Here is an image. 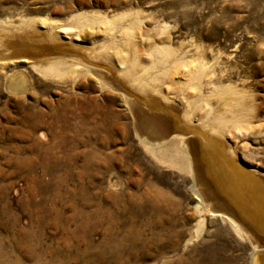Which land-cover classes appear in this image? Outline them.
I'll return each instance as SVG.
<instances>
[{"label":"rangeland","instance_id":"rangeland-1","mask_svg":"<svg viewBox=\"0 0 264 264\" xmlns=\"http://www.w3.org/2000/svg\"><path fill=\"white\" fill-rule=\"evenodd\" d=\"M80 14L94 21L85 24L81 39L75 40L84 45L81 49L107 40L106 19L118 24L109 46L121 40L122 27L131 24L143 51L157 43L184 60L203 55L210 67L206 78L214 82H207L210 93L200 98L199 107L193 104L194 131L175 120L185 112L177 100H172L175 111L138 98L140 114L170 133L172 120L176 132L195 135L199 150L206 145L212 149L208 136L220 144L211 153L217 162L206 165L210 189L223 199L225 210L243 213L234 200L236 186L223 173L227 162L243 177L264 181V0H0V258L9 264H37V259L41 264H90L92 241L109 245L119 239L127 248L136 242L134 255H128L131 264H254L252 243L221 217L207 215L201 237L184 248L201 217L196 180L146 154L125 99L131 96L126 88L138 91L135 87L119 84L118 97L106 100L111 109L105 123L111 122V131L105 123H90L95 115L86 114L91 97L98 98L96 106L103 102L96 76H82L71 88L70 81L43 77L25 59L61 53L18 23L34 22L41 33L47 29V17L61 25ZM82 53L90 57L77 49L79 56ZM103 57L95 61L116 67L115 57ZM23 68L30 88L9 91V74ZM175 78H188L185 66ZM221 88V94L211 95ZM207 104L214 108L212 115L223 111L236 126H216L218 135L206 129L202 119ZM114 176L119 186L112 184ZM244 219L264 242L262 229L251 224L248 215ZM125 259L121 255L97 264H124Z\"/></svg>","mask_w":264,"mask_h":264},{"label":"bare ground","instance_id":"bare-ground-1","mask_svg":"<svg viewBox=\"0 0 264 264\" xmlns=\"http://www.w3.org/2000/svg\"><path fill=\"white\" fill-rule=\"evenodd\" d=\"M53 21L54 20L47 17L44 22L47 29L41 33L38 30L37 24L34 22L26 23L25 21H21L20 24L18 23V26L25 30L31 37L40 39L44 38L52 47H54L52 50L61 53L57 56L45 55L37 58H25L32 68L45 78L63 83L70 81L71 88H75L76 82L82 76H96L100 88L103 90L104 98L102 101L105 104L102 102V104L96 106L94 103H97L98 98L96 96L91 97L92 102L89 100L87 103L89 106L91 104V108L88 109L86 114L90 116L95 115L93 119H90V123L92 122L95 125H101L102 123L104 124L109 121L108 118L111 108L106 100L117 98L118 93L116 91L121 90L120 85L126 86L125 82L130 83L139 92L135 90L132 91L131 88L127 87L126 89L131 92V96L126 95L125 99L134 116L136 134L139 137L140 143L146 154L164 167L178 169L181 172L194 176L196 180V186L194 187L196 193L195 197L198 199L196 208L201 214V217L198 221L197 228L185 241L184 248L201 237L205 229L207 215L221 217L235 229L240 237L247 239L252 243L255 249L254 264H264V242L256 236V232L246 224V220L244 219V216L248 215L250 223L259 226L262 229L261 231L264 232L263 179H258L253 176L251 177L250 175H245L246 177H243V173H241L239 168L234 167L231 161L227 162L230 166H222L223 173L227 172L226 174H228L227 179H230V181L236 186L234 200L240 209H242L243 213L240 215L235 211L231 212L225 210L228 206L225 205L222 198L219 196L217 197L210 189V183L208 181V175L210 173L208 174L206 165L207 162H217V160L211 158V153H214L215 149L220 144L208 136L206 138V143L208 145L210 144L212 149H209L206 145L205 149L203 148L202 150H199V147L195 145L198 140L195 138L194 134L176 132L172 120L169 121L173 125L174 131L170 133L161 125L144 118L140 114L137 104L138 98H145V100L151 103L159 102L166 109L177 111V107L172 101L177 100L185 108V112L182 117H178V119L176 117L175 120L181 125L180 127H184L183 129L194 131L195 127L190 119L195 112L193 110V104L196 103V106L199 107L200 98L205 97L207 96V93H210L209 91H206L207 82H214L211 81V79L209 81V79L206 78V75H208L207 69L210 68L208 66L209 62L206 58L201 55L194 59L184 60V56L181 57L178 55L179 53L176 54V52H172L168 46L159 45L157 43H153L150 49L143 51L134 39L136 26L134 27L131 24L124 25L120 34H118L122 36L120 39L123 41H115L109 46L108 41L112 40L117 35L115 30L117 29L118 24L117 21L106 19L102 20V23L108 25V29H106L107 40L99 42L100 45L93 42L89 47H86L87 49H81L79 46L84 45L75 40L81 39L82 35L80 31L85 24L90 25L91 23H94V21L90 18L88 19L84 14L73 16L70 20L61 25H55ZM61 32H65V34L63 35ZM1 40L2 39L0 38V43ZM61 47H65L66 49H61ZM77 49L85 50L90 57H92L90 58L84 53L79 56L77 54ZM61 50H65V52H62ZM73 51L76 52V54L70 53ZM103 53L111 54L116 58V67L105 66L95 61L100 57L105 58L103 57ZM182 65L186 68V75L188 78L184 81H179L176 80L175 75L180 72ZM5 67L6 66H2V68ZM29 77L30 76L25 72L24 68L23 70H13L6 80L8 90L11 92L27 91L31 84ZM113 78H116L118 83L114 82ZM189 89L194 90L193 93ZM106 90H112L114 93H108ZM222 91V88L211 90V95L216 93L221 94ZM141 94L145 97H142ZM93 105L94 107L92 108ZM205 109L207 115L206 119L203 120L201 118L202 124L206 129H212L216 135L219 134L216 126L230 128L235 125L227 120L228 118L224 115L223 111L221 113L217 112V114L214 112L213 116V107L207 104ZM210 119H212V122L209 121ZM35 126L36 125H34V127ZM105 127L112 131L111 122L110 125L105 123ZM232 153L235 154L234 150H232ZM112 184L115 186L120 185L117 176L112 178ZM129 236L130 235H127L126 237ZM135 248L136 242L133 240L131 241L129 248H127L123 240L119 239L116 240V243L114 240L112 243H109V245L105 242L96 243L92 241L90 255H92L93 259L90 260V264H97L100 260L104 263L105 261L108 263L121 255L122 257L127 256L124 264H131L128 255H134L135 252L133 250H135ZM197 260L195 259V261ZM0 264L9 263L4 260L2 256V258H0ZM13 264H23V262L17 260ZM37 264H41L38 259Z\"/></svg>","mask_w":264,"mask_h":264}]
</instances>
